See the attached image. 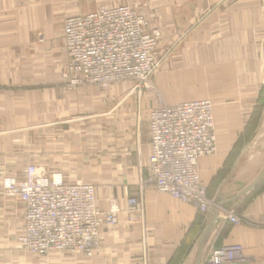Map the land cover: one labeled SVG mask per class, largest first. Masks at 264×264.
I'll return each instance as SVG.
<instances>
[{"label": "crops", "instance_id": "obj_1", "mask_svg": "<svg viewBox=\"0 0 264 264\" xmlns=\"http://www.w3.org/2000/svg\"><path fill=\"white\" fill-rule=\"evenodd\" d=\"M121 5L153 10L162 58L153 90L138 95L132 82L69 89L66 18ZM195 100L213 103L217 137V152L199 160L201 180L208 197L231 200L264 169V0H0V264H169L199 209L144 185L150 112ZM30 165L94 184L103 211L118 200L119 223L102 228L92 258L17 248L24 204L3 182ZM131 197L143 201L135 221L125 212ZM218 213L201 264L221 247L238 248L241 264H264V179ZM200 237L180 264L196 263Z\"/></svg>", "mask_w": 264, "mask_h": 264}, {"label": "built area", "instance_id": "obj_2", "mask_svg": "<svg viewBox=\"0 0 264 264\" xmlns=\"http://www.w3.org/2000/svg\"><path fill=\"white\" fill-rule=\"evenodd\" d=\"M63 39L68 64L61 77L69 89L94 86L106 90L115 84L134 83L135 90L152 91L153 77L161 65L156 49L159 34L127 5L109 6L93 13L66 18ZM150 147L146 183L159 193L195 204L205 220L217 205L207 195L198 163L217 152L213 103L195 100L161 105L150 112ZM4 189L24 204L20 248L36 256L50 252L96 253L103 226L119 223L118 200L99 207L96 187L89 182H68L61 173H44L30 165L24 177L6 178ZM130 221L143 216V201L127 200ZM228 221L239 224L234 210ZM210 264H241L238 248H211Z\"/></svg>", "mask_w": 264, "mask_h": 264}, {"label": "water", "instance_id": "obj_3", "mask_svg": "<svg viewBox=\"0 0 264 264\" xmlns=\"http://www.w3.org/2000/svg\"><path fill=\"white\" fill-rule=\"evenodd\" d=\"M263 179H264V169L262 170L261 174L256 178V180L250 186H248L241 194H239L236 198H233L231 200L224 201V202H219L212 209V217H211L210 221L208 222V224L206 225V227H205V229H204V231L200 237V240H199L198 257H197L195 264H201L203 254H204L205 245H206V241H207L210 233L212 232L215 224L218 221V217H219L218 209L219 208L221 209L225 205L232 203L235 200H237L238 198L246 195L249 191H251L253 188H255Z\"/></svg>", "mask_w": 264, "mask_h": 264}, {"label": "rangeland", "instance_id": "obj_4", "mask_svg": "<svg viewBox=\"0 0 264 264\" xmlns=\"http://www.w3.org/2000/svg\"><path fill=\"white\" fill-rule=\"evenodd\" d=\"M131 8H133V7H131ZM133 9H135V10H137L141 15H143L144 17H145V19L147 20V22H148V30L150 31V32H152V31H156L158 34H159V39H158V44H159V41H160V39H161V32H160V30L158 29V28H155L154 26H155V24H154V22H153V19H152V12H153V10L150 8H148V9H142V8H133ZM158 44H157V47H158ZM65 51H66V49H65ZM67 53V52H66ZM166 56V58L169 56V54H166L165 55ZM162 63V62H161ZM164 63V62H163ZM152 82H154V77H153V81ZM110 88V87H109ZM139 92H141V93H139ZM151 92V91H150ZM148 92L147 91H145V90H142V91H139V90H137V92H136V94H138V95H145V94H147ZM255 121L256 120H254L253 118L251 119V121H250V127L251 126H255ZM40 129L39 128H36L35 129V146L36 147H39L40 146ZM37 135V136H36ZM217 138V137H216ZM212 156V155H211ZM41 166H37V168L39 169V170H41V168H40ZM96 185V184H95ZM101 184H99V183H97V186H100ZM144 185H148L147 183H144ZM207 189V188H206ZM207 195H208V192H207ZM209 196V195H208ZM211 198V197H210ZM217 201V200H216ZM199 214H201V212L199 211ZM103 227H106V226H103ZM102 227V228H103ZM205 227H206V225H205ZM205 227H204V229H205ZM102 230V229H101ZM204 231V230H203ZM203 233V232H202ZM202 235V234H201ZM199 239V237L197 238V240ZM19 250H21V251H24V252H27L26 250H24V249H22V248H20V247H17ZM99 248H100V243H99V247H98V249H97V251L99 250ZM96 251V252H97ZM28 254H30V255H33V256H36V255H34V254H32V253H30V252H27ZM50 254H68V255H72V256H75V255H82V254H71V253H68V252H50L48 255H50ZM96 254V253H95ZM94 254V255H95Z\"/></svg>", "mask_w": 264, "mask_h": 264}, {"label": "trees", "instance_id": "obj_5", "mask_svg": "<svg viewBox=\"0 0 264 264\" xmlns=\"http://www.w3.org/2000/svg\"><path fill=\"white\" fill-rule=\"evenodd\" d=\"M257 190L258 188L254 190V192L250 195V197H252ZM205 225H207V223L204 221L202 214H199L196 217L195 222L193 223L191 229L187 233L185 239L183 240L181 247L177 250V252L173 256L169 264H180L181 263L183 258L188 254L193 240H196L198 237L201 236Z\"/></svg>", "mask_w": 264, "mask_h": 264}, {"label": "bare ground", "instance_id": "obj_6", "mask_svg": "<svg viewBox=\"0 0 264 264\" xmlns=\"http://www.w3.org/2000/svg\"><path fill=\"white\" fill-rule=\"evenodd\" d=\"M216 204H217V201H216Z\"/></svg>", "mask_w": 264, "mask_h": 264}]
</instances>
